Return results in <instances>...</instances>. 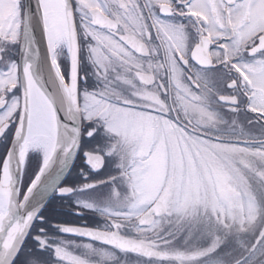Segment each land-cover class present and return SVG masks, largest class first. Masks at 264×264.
Instances as JSON below:
<instances>
[{"label": "snow or ice", "instance_id": "6c2138e0", "mask_svg": "<svg viewBox=\"0 0 264 264\" xmlns=\"http://www.w3.org/2000/svg\"><path fill=\"white\" fill-rule=\"evenodd\" d=\"M0 264H264V0H0Z\"/></svg>", "mask_w": 264, "mask_h": 264}, {"label": "flooded vegetation", "instance_id": "af4514ba", "mask_svg": "<svg viewBox=\"0 0 264 264\" xmlns=\"http://www.w3.org/2000/svg\"><path fill=\"white\" fill-rule=\"evenodd\" d=\"M55 207L57 211H60L59 202L56 203ZM87 215H88L87 220H80L74 216H68V217H65L64 219H67L71 221L72 223H76V224H83V223L93 224L96 220L99 219L98 217H93L91 214H87Z\"/></svg>", "mask_w": 264, "mask_h": 264}]
</instances>
